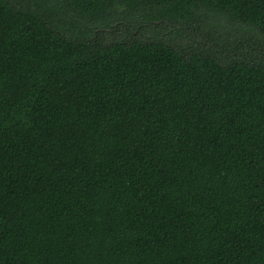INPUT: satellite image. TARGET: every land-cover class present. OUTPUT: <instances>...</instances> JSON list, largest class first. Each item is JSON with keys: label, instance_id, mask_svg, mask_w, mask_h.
<instances>
[{"label": "trees", "instance_id": "16d2710c", "mask_svg": "<svg viewBox=\"0 0 264 264\" xmlns=\"http://www.w3.org/2000/svg\"><path fill=\"white\" fill-rule=\"evenodd\" d=\"M0 264H264V0H0Z\"/></svg>", "mask_w": 264, "mask_h": 264}]
</instances>
